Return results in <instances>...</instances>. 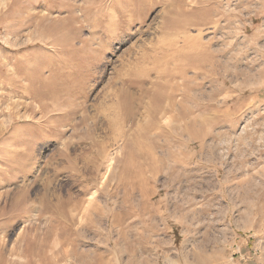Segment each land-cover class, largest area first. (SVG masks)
<instances>
[{
  "label": "rangeland",
  "instance_id": "374dc122",
  "mask_svg": "<svg viewBox=\"0 0 264 264\" xmlns=\"http://www.w3.org/2000/svg\"><path fill=\"white\" fill-rule=\"evenodd\" d=\"M203 14L211 23L190 26ZM203 48L220 72L190 81L186 63ZM188 83L198 89L187 92L185 135L167 138V102ZM260 85L264 0H0L6 259L264 264V104L237 116L231 104L236 91L263 95ZM167 141L179 161L161 155ZM206 145L213 157L200 154ZM137 146L152 177L125 193L126 152ZM158 155L165 167L153 174ZM24 233L48 243L30 258L18 245L14 259L8 249Z\"/></svg>",
  "mask_w": 264,
  "mask_h": 264
},
{
  "label": "bare ground",
  "instance_id": "6f19581e",
  "mask_svg": "<svg viewBox=\"0 0 264 264\" xmlns=\"http://www.w3.org/2000/svg\"><path fill=\"white\" fill-rule=\"evenodd\" d=\"M208 19H210V18H208ZM207 18H205V15L203 14V15H199V16H197V18L196 19H193V20H191V21H189V23H190V26H200L201 27V25H204L205 26V24H207V23H211V20H208ZM185 27V25L183 26V28ZM204 49V48H203ZM222 52V51H221ZM216 53H219V51L218 52H216ZM217 55V54H216ZM217 59H215V55H214V52H209L208 50H206V49H204L200 54H199V56L197 57V56H191L190 58H189V60H188V62L186 63V67H187V69L188 70H191V76L188 78L190 81H193V80H191V79H194L195 80V78H202V77H204V76H217V74H218V72H220V71H218L217 72V67L220 65L217 61H216ZM224 66V65H223ZM245 73V72H244ZM231 75H232V77H233V75H236V73L233 71V72H231L230 73ZM221 75V74H220ZM226 75V74H225ZM228 76V75H227ZM252 76V75H251ZM217 78V77H216ZM251 79V78H250ZM184 80H186V78H184ZM217 80V79H216ZM186 82V81H185ZM198 88L196 87V86H193V87H190L189 86V83L187 84V86H186V88H185V91H183V93H182V97L179 99V100H176V101H171V100H169L167 103H168V106H170L171 107V109H173V111H174V114L172 115V117H169V122H170V120L172 119V121H174V123L173 124H169L168 122H167V126H169L170 128V130L168 129L167 131V138L169 137H176V136H182V135H185V129H186V121H188L187 120V112H188V108L189 107H187V104H186V101H190V100H187V99H189V97H191V95L189 94V93H187V92H189V90L191 91L192 90V93H193V90H197ZM201 94V93H200ZM198 96V95H197ZM194 99V98H193ZM165 103V102H164ZM160 104H162V102L160 103ZM159 104V105H160ZM161 106H163V105H161ZM161 106H159L158 108H159V110H161L162 108H161ZM162 114H160L162 117H166V112H161ZM170 116V115H169ZM160 127V126H159ZM149 131V130H148ZM165 132V131H164ZM165 135H166V133H165ZM175 139V138H174ZM173 139V140H174ZM156 140V139H155ZM167 140V139H166ZM166 140L164 141L165 143H166ZM173 140H171V141H173ZM157 141V140H156ZM168 141H169V139H168ZM167 141V144H165V145H163V146H161V147H163V150L162 151H160V153H161V155L163 156V157H166V159L167 158H169V157H171L172 159L174 158V160H176V162L177 161H179L180 159H178V157H179V152H177V156H176V158H175V153H171L170 152V149L172 148L171 146H170V142H168ZM182 142V141H181ZM157 143V142H156ZM170 143V144H169ZM155 143L154 142H152V144L151 145H149L150 147H151V149H152V147H153V145H154ZM155 145H157V144H155ZM143 147V146H142ZM145 151H146V149L145 148H143ZM151 149L149 150V151H151ZM144 150H141L140 149V146H137V149L135 150V151H132L131 152V150H128V152H126V155H127V157H130L129 159H130V163H131V165H129L128 167L126 166L125 168H123L124 169V174H123V180L122 181H120L121 182V185L124 187V190H126V192L125 193H127V189H129V190H132L133 189V187H135L136 185H137V189H140V187H141V185H142V183H144V182H146L147 180H149V178H151L152 176H150L149 177V175H147L145 172H147V166L145 165V166H143V163H142V160L144 159V154H145V152H144ZM172 150V149H171ZM159 152V151H158ZM150 153V152H149ZM183 153V152H182ZM182 153H180L181 154V156H182ZM153 155V154H152ZM162 156H160V155H158V158H157V160L155 159V161H157V165H155V168H153V169H151V170H153L154 172H153V174H157L161 169L163 170V167H165V165H163L164 163H163V158L161 159V157ZM152 157V156H151ZM153 158V157H152ZM128 159V160H129ZM185 159V158H184ZM165 160V159H164ZM137 161H138V163H137ZM159 161V162H158ZM187 161V160H186ZM165 163H166V160H165ZM148 165V164H147ZM150 165H152V164H150ZM173 169V168H172ZM178 169V168H177ZM148 170H150V169H148ZM175 170V169H174ZM149 172V171H148ZM161 172V171H160ZM152 173V172H151ZM167 174H168V172H167ZM166 174V175H167ZM175 174H178V173H175ZM180 175V174H179ZM173 176H175L173 173H171V174H169V177H173ZM227 177V176H226ZM125 178H128L127 180H125ZM148 178V179H147ZM226 179V178H225ZM121 186V187H122ZM120 187V188H121ZM124 190H122V191H124ZM142 195V194H141ZM53 196V195H52ZM142 199H141V201L140 202H138L137 203V206L140 208L141 206H143V208H148V206H147V202H146V197H141ZM125 208V207H124ZM121 210V209H120ZM119 210V211H120ZM124 210V209H123ZM127 211V210H126ZM125 211V212H126ZM123 212V211H122ZM124 213V212H123ZM145 213V212H144ZM118 214H121V211H120V213L118 212ZM118 214L117 213H112V216H113V218H115V220H116V218H119V216H118ZM123 215V214H122ZM121 216V215H120ZM123 217V216H122ZM121 217V218H122ZM36 227V226H35ZM37 230H38V228H37ZM25 232V231H24ZM23 235V234H22ZM21 235V236H22ZM24 235H25V233H24ZM23 235V236H24ZM36 235V234H35ZM45 235H48V234H45ZM2 236V235H1ZM22 236V238L19 240H14V242H13V244H12V246L8 249V255L9 256H14L13 254H15V256H17L16 255V253H17V246L18 245H23V247L24 248H22V246H21V248L22 249H24L23 250V252H24V254L28 257V258H30V257H32L33 255H38V254H40V252L42 251V249H43V247H45L46 246V241L44 240V239H46V238H41L40 237V235L38 236V235H36V237L38 236V237H40L41 239L40 240H35L34 238V236H33V238H31V237H28L27 235H25L24 237ZM31 236V235H30ZM20 238V237H19ZM38 239V238H37ZM48 239V238H47ZM2 241L0 240V264H16V261H9V260H7L6 259V256H5V251H4V248L6 247V245H4V244H2L1 243ZM47 243H48V241H47ZM3 246H5V247H3ZM50 247V246H49ZM52 247V246H51ZM21 248H19V249H21ZM46 248V247H45ZM44 248V249H45ZM43 249V250H44ZM47 251V250H46ZM21 252V251H20ZM45 251H43V253H44ZM5 253V254H4ZM19 253V252H18ZM20 254H22V253H20ZM24 254H22L23 256H24ZM58 254V253H57ZM21 256V255H20ZM54 256V255H53ZM12 258H14V257H12ZM15 258H17V257H15ZM14 258V259H15ZM20 258V257H19ZM25 258V257H24ZM56 263V262H55ZM18 264V263H17Z\"/></svg>",
  "mask_w": 264,
  "mask_h": 264
},
{
  "label": "crops",
  "instance_id": "0c3cea01",
  "mask_svg": "<svg viewBox=\"0 0 264 264\" xmlns=\"http://www.w3.org/2000/svg\"><path fill=\"white\" fill-rule=\"evenodd\" d=\"M264 88V86L260 85V88ZM264 92V91H263ZM262 91H253L248 94H241L240 91H236L235 95L232 96V112L235 116H237L239 113L246 111H254V112H261V106L264 104V94H261ZM255 125L260 126V123H255ZM238 122L233 121L229 124V128L234 130L237 129ZM237 137V135H235ZM201 155L205 156H214L217 153V149L215 146H204L203 148L200 149ZM237 153L240 152V148L236 147L234 149ZM246 165V161L243 158L237 159V168H243Z\"/></svg>",
  "mask_w": 264,
  "mask_h": 264
}]
</instances>
